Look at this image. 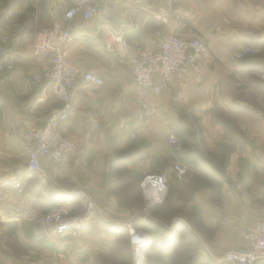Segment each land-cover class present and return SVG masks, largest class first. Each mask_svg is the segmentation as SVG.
<instances>
[{"label": "crops", "instance_id": "obj_1", "mask_svg": "<svg viewBox=\"0 0 264 264\" xmlns=\"http://www.w3.org/2000/svg\"><path fill=\"white\" fill-rule=\"evenodd\" d=\"M98 1L100 12L93 19L73 21L77 38L68 46L73 64L104 80L102 86L79 81L73 89L62 132L80 152L58 164L45 159L34 173L26 166L24 136L32 125L44 123L55 99L47 82L25 87V79L40 70L31 44L39 28L62 25L71 0H0V36L15 37L13 68L0 75V264H101L128 234L101 229L99 219L126 223L138 211L117 198L127 179L121 170L142 177L169 168L168 136L180 116L189 118L190 129L200 124L213 149L228 140L222 153L227 180L215 178L212 187L196 191L193 210L199 214L193 225L200 234L199 264H222L224 251L240 245L247 226L264 216V0ZM21 26L24 33L16 37ZM106 32L119 37L110 49L103 43ZM169 33L199 36L206 51L196 67L173 74L155 95L133 82L131 59L139 48H157ZM243 47L259 51L230 59ZM127 152L140 156L110 169L111 159ZM80 189L94 201L95 214L79 237L56 239L37 220L58 199L68 200L78 213Z\"/></svg>", "mask_w": 264, "mask_h": 264}, {"label": "built area", "instance_id": "obj_2", "mask_svg": "<svg viewBox=\"0 0 264 264\" xmlns=\"http://www.w3.org/2000/svg\"><path fill=\"white\" fill-rule=\"evenodd\" d=\"M99 12L98 0H71L70 5L63 12V23L60 27L39 28L36 31L31 52L41 69L25 79V87L32 90L41 83L47 82L55 99V106L48 113L44 123L32 125L24 136L29 147L26 166L34 173L42 170V161L45 159L58 164L64 158H73L80 152V146L62 132V126L70 114L73 89L79 81L102 86L104 80L98 74L81 71L73 64L68 59V46L77 38L71 30L73 21L76 18L85 21L93 19ZM18 32L24 33V27H19ZM12 37L15 38L9 34L0 37V75L13 66L9 51ZM16 37H19V33ZM118 38L106 32L103 36L105 48L110 49ZM205 51L206 45L199 36L184 37L169 33L162 36L157 48L137 49L131 59L129 72L136 86L156 95L169 85L173 74L187 73L196 67ZM258 51L259 49L254 47H244L233 53L230 59L239 60ZM157 76L160 78L158 83L154 81ZM237 85L240 86V83ZM141 102L145 105L144 99ZM134 137L135 134L130 132L129 138ZM168 143L172 149V165L160 172L143 175L139 182L144 199L143 221L149 218L147 212L150 206L165 200L170 177L180 180L189 172V166L179 161L174 153L179 147V140L171 134L168 136ZM77 194L82 203L78 213L73 212L68 200L58 199L52 208L37 220L45 231L56 239L60 240L66 236L79 237L83 223L89 216L95 214V203L87 191L80 189ZM124 224L129 232L133 258L139 259L143 250L149 246L150 237L134 220ZM135 250L138 251L137 255ZM262 258H264V218L249 224L242 234V243L226 249L221 260L222 264H256L257 260Z\"/></svg>", "mask_w": 264, "mask_h": 264}, {"label": "rangeland", "instance_id": "obj_3", "mask_svg": "<svg viewBox=\"0 0 264 264\" xmlns=\"http://www.w3.org/2000/svg\"><path fill=\"white\" fill-rule=\"evenodd\" d=\"M18 33L19 35H21L23 32L22 33L18 32ZM13 41H15V39L12 37V40L9 45V51H10L11 43ZM31 50H32V44H31ZM39 67L41 69V66ZM187 73H183V74H187ZM220 119L225 123V118L220 117ZM202 128L203 127L200 124H197L193 127L194 136H193L192 148H194L197 151V153L200 154L202 157H205L206 159L210 158L212 162L215 164V167H219V166L221 168L224 167L223 172L220 170L222 173L221 177L222 180H227V176L225 174L227 167L224 163L226 162L225 154L224 157H222V159H224L222 160V162L220 161L221 160L220 157L222 156V153L226 152V148H224V143L228 140L225 137L224 139L225 141L217 143L213 149V147L203 139ZM181 158H179V161H181L180 160ZM214 184H215V180L211 179V176L209 174L197 173L195 172V170L192 169L191 166H189V172L188 175L185 176V178L179 180L174 177L173 178L170 177L167 196L165 200L160 204H154L150 206L149 211L147 212L149 218H147L146 221L142 220L143 218L142 209L144 206L143 201H142L143 203L142 206L140 208L138 206L137 209L138 211L136 210L137 213H135V215L137 216V218L135 219V221L137 224H142V223L145 224L148 222H153L151 229L148 230L152 233L151 234L149 232L150 233L149 246L146 247L141 253V257L139 258L140 260L134 258L132 259V257L134 256L132 255L133 254L132 248L129 243V234H128L129 232L127 230L126 234H128V236L126 240L124 237L118 238L117 242L115 243V246L111 248V252L107 255L105 259L102 260L103 262L101 264H159L160 259L158 258V254L154 255V252L160 253L166 248H170L171 253H174L168 264L173 263L171 262L173 257H177L178 259L181 260V263L179 262L178 264H199L201 262L200 259L203 258L202 257L203 254H202L201 242L199 239L200 234L198 230H196L195 227L193 226L194 222L197 221L199 218V214L197 213L195 214L193 212L194 193L200 190L203 186L212 187ZM122 195L126 196L128 198L127 201H130V203L136 206V204L140 202L139 197H141L142 194H140V191L138 190H132L130 194L128 190L126 191L123 190ZM262 218H264V216L258 219H262ZM100 228L103 229L101 224H100ZM188 237L190 238L188 239ZM160 238H164V240L162 241L164 246H160V242L157 240ZM184 250H187L186 255L183 254ZM147 251H151V252L147 255L146 253Z\"/></svg>", "mask_w": 264, "mask_h": 264}, {"label": "trees", "instance_id": "obj_4", "mask_svg": "<svg viewBox=\"0 0 264 264\" xmlns=\"http://www.w3.org/2000/svg\"><path fill=\"white\" fill-rule=\"evenodd\" d=\"M189 120V118L187 116H180L171 126V131L173 133V135L179 140V147L174 151L176 157L181 158V162L187 164L188 166H191L193 170H195V172L197 173H207L211 176V179L215 180V178H221V171L223 172V168L224 167H215V164L212 162V160L209 158H205L202 157L200 154L197 153V151L192 148L193 147V136H194V130L190 129V127L187 124V121ZM138 152H134V153H125V154H120V155H116L114 156L109 164L110 169H113L115 166H121L123 164V162L125 161H133L135 159L138 158V156H140L139 154H136ZM222 157H224V154H222L221 158V162ZM178 158V160H179ZM225 163V162H224ZM226 165V163H225ZM114 166V167H112ZM125 168V167H123ZM221 170V171H220ZM122 172H126V180H123V182L121 183L122 185V191L123 190H128L129 194L132 192V190H138L139 187V182L142 179L141 176L136 175L133 173V171H128L126 169L121 170ZM160 172V171H158ZM130 179H133L134 181H130ZM135 180H138V182ZM115 188V187H114ZM122 191L119 193H117V198L122 199L123 201L127 202L128 198L126 196L122 195ZM139 201L138 204H136V206H139V208L142 206V204L144 203L143 197H139ZM143 201V203H142ZM137 218V216L135 218H133L134 222L136 223L135 219ZM99 223L102 225L103 230L107 231V232H111L112 234H124L127 231V226L124 223H108L104 220H100L99 219ZM153 222H148V223H142L139 226L141 228H143L148 235H150V231H148L149 229H151ZM144 225V226H143ZM143 226V227H142ZM150 232V233H149ZM152 234V233H151ZM159 238V236H158ZM190 237H188L189 239ZM160 242V246H164L162 241L164 240V238H160L157 239ZM183 240V239H182ZM192 242V241H191ZM194 242V240H193ZM195 244V243H194ZM168 249V250H167ZM166 250V251H164ZM163 251H161L160 253L154 252V255L158 254V258L160 259V263L159 264H168L170 259L172 258V256L174 255V253H171V249L170 248H166ZM151 251H147V255L150 253ZM187 250H184L183 254L186 255ZM172 264H178L179 262L181 263V260L178 259L177 257H173Z\"/></svg>", "mask_w": 264, "mask_h": 264}, {"label": "bare ground", "instance_id": "obj_5", "mask_svg": "<svg viewBox=\"0 0 264 264\" xmlns=\"http://www.w3.org/2000/svg\"><path fill=\"white\" fill-rule=\"evenodd\" d=\"M135 253H136V255H137L138 251H137V250H135Z\"/></svg>", "mask_w": 264, "mask_h": 264}]
</instances>
